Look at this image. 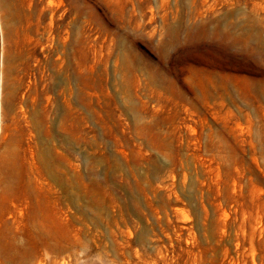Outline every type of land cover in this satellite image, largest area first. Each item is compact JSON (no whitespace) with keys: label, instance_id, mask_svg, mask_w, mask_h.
Listing matches in <instances>:
<instances>
[{"label":"rangeland","instance_id":"374dc122","mask_svg":"<svg viewBox=\"0 0 264 264\" xmlns=\"http://www.w3.org/2000/svg\"><path fill=\"white\" fill-rule=\"evenodd\" d=\"M40 262L264 264V0H0V264Z\"/></svg>","mask_w":264,"mask_h":264},{"label":"bare ground","instance_id":"6f19581e","mask_svg":"<svg viewBox=\"0 0 264 264\" xmlns=\"http://www.w3.org/2000/svg\"><path fill=\"white\" fill-rule=\"evenodd\" d=\"M19 228H21V227H19ZM18 228V229H19ZM22 230V229H21ZM25 230H26V232L28 233V235L30 236V235H32L33 233V230H31V228L29 227V226H25ZM22 232V231H21ZM17 239V238H16ZM19 243V242H18ZM21 243V242H20ZM38 264H44V263H38Z\"/></svg>","mask_w":264,"mask_h":264}]
</instances>
